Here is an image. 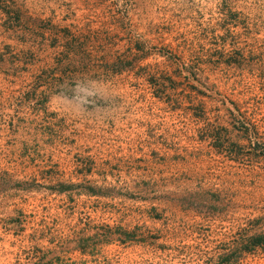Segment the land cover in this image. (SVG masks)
Instances as JSON below:
<instances>
[{
	"label": "rangeland",
	"instance_id": "374dc122",
	"mask_svg": "<svg viewBox=\"0 0 264 264\" xmlns=\"http://www.w3.org/2000/svg\"><path fill=\"white\" fill-rule=\"evenodd\" d=\"M0 264H264V0H0Z\"/></svg>",
	"mask_w": 264,
	"mask_h": 264
}]
</instances>
